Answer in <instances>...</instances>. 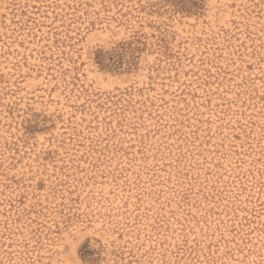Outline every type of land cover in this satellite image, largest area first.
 <instances>
[{"label": "rangeland", "instance_id": "rangeland-1", "mask_svg": "<svg viewBox=\"0 0 264 264\" xmlns=\"http://www.w3.org/2000/svg\"><path fill=\"white\" fill-rule=\"evenodd\" d=\"M0 264H264V0H0Z\"/></svg>", "mask_w": 264, "mask_h": 264}, {"label": "trees", "instance_id": "trees-1", "mask_svg": "<svg viewBox=\"0 0 264 264\" xmlns=\"http://www.w3.org/2000/svg\"><path fill=\"white\" fill-rule=\"evenodd\" d=\"M110 59L112 60L111 57H108V58L105 59V57L102 56V55H100V56L98 57L99 63H103V64H104L105 60H108V62L111 61Z\"/></svg>", "mask_w": 264, "mask_h": 264}]
</instances>
